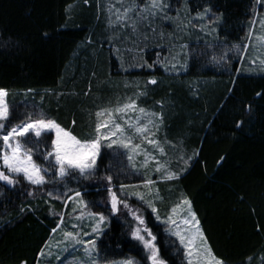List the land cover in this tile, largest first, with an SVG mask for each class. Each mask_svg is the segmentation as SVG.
<instances>
[{"label":"trees","instance_id":"obj_1","mask_svg":"<svg viewBox=\"0 0 264 264\" xmlns=\"http://www.w3.org/2000/svg\"><path fill=\"white\" fill-rule=\"evenodd\" d=\"M166 2L172 17L189 12L196 16L211 7L212 19L221 17L210 24L216 31H175V45L171 39L153 35L141 52L134 44L109 41L113 30H105V11L97 0H0V89L11 93L8 102L16 115L25 112L24 102L34 104L65 127L71 128L75 120L74 133L83 137L89 112L94 115L97 105L115 101L118 95L134 91L136 84L143 87L155 78L158 83L147 86L145 106L158 111L155 102L163 101L166 127L162 132L180 144L186 156L199 153L178 181L160 184L172 188L163 195L191 200L214 253L227 264H248L249 257L252 264H259L264 254V71L257 62L252 72L247 67L248 32L256 31L264 6L256 0ZM154 26L166 35L176 29L167 21ZM182 43L188 45L181 61L186 70L178 66L165 71L154 63L169 56V50L180 51ZM244 44H249L247 52L237 56L233 46ZM144 61L153 67H140ZM24 93H29L26 100ZM104 153L108 151L102 150V158ZM95 182L101 181H82L81 187H86L85 199L99 203L106 193ZM51 187L46 185L45 190ZM35 192L26 182L0 191V264H40L39 253L58 220L49 214L61 211L63 205L43 204ZM172 239L159 225L162 255L169 264L176 259L183 262ZM99 243L101 254L109 258L139 260L142 256L123 217H112ZM174 251H178L175 257Z\"/></svg>","mask_w":264,"mask_h":264},{"label":"snow or ice","instance_id":"obj_2","mask_svg":"<svg viewBox=\"0 0 264 264\" xmlns=\"http://www.w3.org/2000/svg\"><path fill=\"white\" fill-rule=\"evenodd\" d=\"M256 2L264 6V0ZM170 7L166 0H105V30H113L109 41L131 43L142 52V46L150 36H158L159 40L171 39L175 45V31L209 28L210 34L216 31L210 24L221 18L212 19L211 7H205L196 16L189 12L184 17L179 14L172 17L167 13ZM206 20L209 24L204 23ZM157 21L161 26L165 21L175 24L176 29L170 35L158 32L154 26ZM256 23L254 17L253 26ZM259 23L261 34L255 39L264 46V19ZM253 35L250 28L249 41ZM233 47L237 56H242L249 44ZM186 48L188 45L182 43L180 51L173 54L169 50V56L154 63H160L165 71L178 66L186 70L187 64L181 63L187 55ZM115 51L120 53L121 50L116 47ZM121 62L123 65V60ZM250 62L256 63L255 60ZM260 65L264 71V59L260 60ZM139 66L153 67L147 61ZM157 83L155 78L149 79L143 87L136 84L130 94L124 93L115 101L110 99L105 105H97L92 133L87 137H78L74 133L75 120L71 128L65 127L34 104L23 105V115H16L15 108L6 100L7 90L0 89V182L12 187L26 182L37 191L51 185L46 195L63 205L61 211L52 212L58 217L52 234L61 236L54 245L58 251L52 252L50 239L45 243L48 252L42 249L39 256L51 259L54 255L57 264H65V261L66 264H169L157 243L159 225H164L167 235L174 238L170 243L176 245L183 256L182 264H227L214 253L190 199L181 195L161 214L160 205L165 198L159 185L178 181L199 153L186 156L179 150L180 144L170 140L166 131L162 132L166 127L163 101L155 102L158 111L155 107L145 106L144 98L150 94L147 86ZM128 87L130 85L125 84V88ZM92 115L89 112L90 119ZM242 123L238 122L237 127ZM104 149L111 152L104 153L102 158ZM170 151L175 152L174 159L169 155ZM101 167H104L103 175ZM130 177H140V180L138 183L126 182ZM92 179L101 181L97 187H102L106 193L99 203L85 199L86 187H81L82 181ZM112 217L125 219L128 235L141 248L139 260L135 257L109 258L108 254L101 258L98 242L105 236ZM257 231H260L259 227ZM64 253L72 259L67 260ZM252 260L249 257L248 264H252ZM259 264H264V254L260 255Z\"/></svg>","mask_w":264,"mask_h":264},{"label":"rangeland","instance_id":"obj_3","mask_svg":"<svg viewBox=\"0 0 264 264\" xmlns=\"http://www.w3.org/2000/svg\"><path fill=\"white\" fill-rule=\"evenodd\" d=\"M97 3H101L102 5H104V3H105V0H97ZM262 19H264V14L263 15H261L260 17H259V20H258V22L260 21V20H262ZM253 38L251 39V45H250V48H249V53H248V56H250L249 57V60H248V67H247V72L249 73V71L250 72H252L253 71V63H251L250 61L252 60V58H253V60H255L256 62H257V66L258 67H261V65H260V60H262V59H264V46H261L260 45V43L255 39V37L257 36V35H260L261 34V27H260V24H258V26H257V28H256V31L254 32L253 31ZM253 45H255V47H253ZM131 86H132V84H131ZM9 94H11V93H9L8 92V96L6 97V100H7V102H8V100L10 101V95ZM23 96H22V98L24 99V100H26L27 99V97H28V95H29V93H24V94H22ZM24 102V101H23ZM9 103V102H8ZM25 104H27L26 102H24ZM10 105V104H9ZM49 116V115H48ZM94 120H95V117H94V115H93V117H91V119L89 118V120H88V125H89V127L86 129V132H84L83 133V137H87V136H89L91 133H92V125H93V123H94ZM90 129V130H89ZM107 151H108V153H110L111 152V150H109V149H106ZM169 155L171 156V157H173L174 156V154L170 151L169 152ZM93 180V179H92ZM92 180H85V181H92ZM139 180H140V177H130L129 178V180L128 181H126V182H131V183H138L139 182ZM1 184H2V186H3V188H1L0 187V191L2 190H4V189H10V186H7V185H5V184H3V182H0ZM75 182H73V184H74ZM98 183H101V182H95V184H98ZM159 187H160V190H161V195H163V192H165V191H169V190H171L172 188L171 187H169V186H160L159 185ZM103 189V188H102ZM104 190V189H103ZM95 191H98V190H95ZM88 192V191H87ZM37 195H39V196H41V198H40V201H41V203H43V204H46V205H49V202L50 203H52V206H54V207H58V205H62L61 204V202L60 201H58V200H50L49 199V197L46 195V190H45V186H44V188H41L39 191H37V192H35ZM33 195V194H32ZM164 196V195H163ZM167 197V198H166ZM164 196V198H165V202L163 203V204H161L160 205V209H161V214H163L164 213V210H165V208H167L171 203H173V202H175V201H177L181 196H176V197H174L172 194H170L169 193V195L168 196ZM134 200V199H133ZM135 201V200H134ZM1 203V202H0ZM71 207V206H70ZM51 217H53V214H49ZM107 228H108V226H106V230H107ZM166 233V232H165ZM167 234V233H166ZM50 239H51V241H52V244H53V247H52V252L53 253H55V252H57L58 251V249H56L55 247H54V245H55V242L57 241V240H59V239H61V236H60V234L59 233H57L55 236H53V234H51V237H50ZM49 239V240H50ZM174 239V238H173ZM48 240V241H49ZM99 243V242H98ZM171 246H173V245H171ZM44 251L47 253L48 252V248H46V247H44ZM178 253V251H174L173 253H172V256L173 257H175V255ZM101 254V253H100ZM64 255V257H66L67 258V260H71L72 259V257L71 256H69L68 255V253H64L63 254ZM105 253L102 255L101 254V258H104L105 257ZM128 257H130V256H128ZM177 258V257H176ZM175 258V259H176ZM122 259H124V258H122ZM39 261H40V264H57V261H56V259H55V256L53 255L52 257H51V259H49V257L48 256H45V257H41V256H39ZM65 264H66V261H65ZM174 264H182V262H181V260H177L176 259V261H174Z\"/></svg>","mask_w":264,"mask_h":264}]
</instances>
